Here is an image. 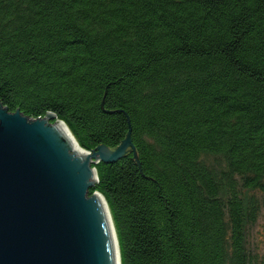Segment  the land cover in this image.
I'll use <instances>...</instances> for the list:
<instances>
[{
    "label": "trees",
    "instance_id": "trees-1",
    "mask_svg": "<svg viewBox=\"0 0 264 264\" xmlns=\"http://www.w3.org/2000/svg\"><path fill=\"white\" fill-rule=\"evenodd\" d=\"M0 102L98 161L120 264H264V0H0Z\"/></svg>",
    "mask_w": 264,
    "mask_h": 264
},
{
    "label": "water",
    "instance_id": "water-1",
    "mask_svg": "<svg viewBox=\"0 0 264 264\" xmlns=\"http://www.w3.org/2000/svg\"><path fill=\"white\" fill-rule=\"evenodd\" d=\"M130 135L90 152L55 113L30 118L0 102V264H120L106 200L88 191L95 163L134 152Z\"/></svg>",
    "mask_w": 264,
    "mask_h": 264
},
{
    "label": "rangeland",
    "instance_id": "rangeland-1",
    "mask_svg": "<svg viewBox=\"0 0 264 264\" xmlns=\"http://www.w3.org/2000/svg\"><path fill=\"white\" fill-rule=\"evenodd\" d=\"M52 122V121H51ZM248 234V247L253 249H261L264 247V210L256 220V223L249 229Z\"/></svg>",
    "mask_w": 264,
    "mask_h": 264
},
{
    "label": "bare ground",
    "instance_id": "bare-ground-1",
    "mask_svg": "<svg viewBox=\"0 0 264 264\" xmlns=\"http://www.w3.org/2000/svg\"><path fill=\"white\" fill-rule=\"evenodd\" d=\"M55 122V121H54ZM54 122L50 123V124H53ZM69 152L72 154V151L69 150ZM90 159V158H89Z\"/></svg>",
    "mask_w": 264,
    "mask_h": 264
}]
</instances>
